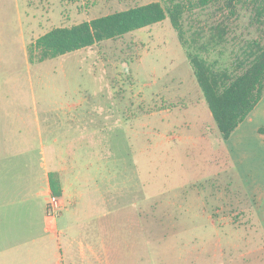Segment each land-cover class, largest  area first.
I'll return each instance as SVG.
<instances>
[{
  "label": "rangeland",
  "instance_id": "1",
  "mask_svg": "<svg viewBox=\"0 0 264 264\" xmlns=\"http://www.w3.org/2000/svg\"><path fill=\"white\" fill-rule=\"evenodd\" d=\"M153 1L183 5L186 47L166 18L58 57L29 58V45L52 27ZM196 1L0 0V129L5 122L37 135L36 117L68 111L84 120L77 151L89 187L97 183L117 217V264H264L263 251L223 250L225 241L239 243L223 197L233 169L186 56L188 48L213 69L241 73L264 46V0H239L233 15L224 0Z\"/></svg>",
  "mask_w": 264,
  "mask_h": 264
},
{
  "label": "crops",
  "instance_id": "2",
  "mask_svg": "<svg viewBox=\"0 0 264 264\" xmlns=\"http://www.w3.org/2000/svg\"><path fill=\"white\" fill-rule=\"evenodd\" d=\"M80 120L68 111L42 123L36 117L37 135L7 129L5 122L0 129V264H117L111 235L118 236L117 217L97 183L89 187L77 151L84 137ZM224 145L233 169L224 204L239 243L225 241L223 250L240 257L264 252V94ZM49 174L59 181L65 204L53 229L45 218Z\"/></svg>",
  "mask_w": 264,
  "mask_h": 264
},
{
  "label": "trees",
  "instance_id": "3",
  "mask_svg": "<svg viewBox=\"0 0 264 264\" xmlns=\"http://www.w3.org/2000/svg\"><path fill=\"white\" fill-rule=\"evenodd\" d=\"M212 0H197L203 6ZM239 0H224L231 15ZM260 13V12H259ZM183 5L179 2L164 7L159 1L127 7L122 10L84 20L69 26H55L29 45L30 59L43 61L69 52L97 45L103 41L123 36L132 31L169 19L178 40L186 47L181 23ZM225 30L218 28L219 40ZM244 70L236 75L226 69H213L204 59L186 48V56L193 70L212 119L222 140H226L244 121L264 94V46L257 45ZM50 192L61 195L59 181L49 174Z\"/></svg>",
  "mask_w": 264,
  "mask_h": 264
},
{
  "label": "built area",
  "instance_id": "4",
  "mask_svg": "<svg viewBox=\"0 0 264 264\" xmlns=\"http://www.w3.org/2000/svg\"><path fill=\"white\" fill-rule=\"evenodd\" d=\"M64 209L63 200L59 195L48 193L45 203V218L46 224L49 228L53 229L56 226V218Z\"/></svg>",
  "mask_w": 264,
  "mask_h": 264
}]
</instances>
